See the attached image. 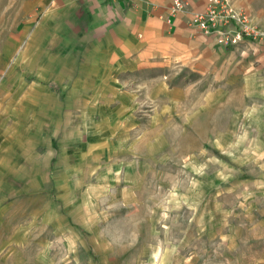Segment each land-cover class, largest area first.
I'll return each instance as SVG.
<instances>
[{
    "label": "rangeland",
    "instance_id": "374dc122",
    "mask_svg": "<svg viewBox=\"0 0 264 264\" xmlns=\"http://www.w3.org/2000/svg\"><path fill=\"white\" fill-rule=\"evenodd\" d=\"M42 2L0 0V264H264V155L218 81L42 74Z\"/></svg>",
    "mask_w": 264,
    "mask_h": 264
},
{
    "label": "crops",
    "instance_id": "0c3cea01",
    "mask_svg": "<svg viewBox=\"0 0 264 264\" xmlns=\"http://www.w3.org/2000/svg\"><path fill=\"white\" fill-rule=\"evenodd\" d=\"M173 1L43 0L31 38L34 49L46 43L39 71L71 74L70 84L153 81L180 73L215 78L213 94L221 96V107L229 117L242 118V139L252 142L254 156L264 155V37L222 47L216 36L191 26L193 13L205 12L207 0H182L188 10L177 15ZM233 3L264 33V0Z\"/></svg>",
    "mask_w": 264,
    "mask_h": 264
},
{
    "label": "built area",
    "instance_id": "2783aa9c",
    "mask_svg": "<svg viewBox=\"0 0 264 264\" xmlns=\"http://www.w3.org/2000/svg\"><path fill=\"white\" fill-rule=\"evenodd\" d=\"M207 6L205 12L193 13L191 26L205 35L216 36L220 46H237L245 37H264V33L253 28L247 16L234 6L233 0H207ZM171 7L173 15L188 10L182 0H174Z\"/></svg>",
    "mask_w": 264,
    "mask_h": 264
}]
</instances>
